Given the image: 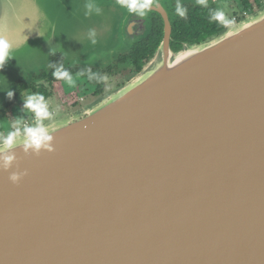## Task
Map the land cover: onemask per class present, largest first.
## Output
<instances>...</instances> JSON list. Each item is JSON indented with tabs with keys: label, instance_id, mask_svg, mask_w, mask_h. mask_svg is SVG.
<instances>
[{
	"label": "water",
	"instance_id": "95a60500",
	"mask_svg": "<svg viewBox=\"0 0 264 264\" xmlns=\"http://www.w3.org/2000/svg\"><path fill=\"white\" fill-rule=\"evenodd\" d=\"M56 7L0 0V97L36 44L60 51ZM150 9L163 37L131 81L40 124L52 140L38 153L25 132L0 142V264H264V9L178 51Z\"/></svg>",
	"mask_w": 264,
	"mask_h": 264
},
{
	"label": "rangeland",
	"instance_id": "374dc122",
	"mask_svg": "<svg viewBox=\"0 0 264 264\" xmlns=\"http://www.w3.org/2000/svg\"><path fill=\"white\" fill-rule=\"evenodd\" d=\"M53 1L59 6L56 7V10H58V15H54V16H57L59 18L61 17L62 18L61 21L63 24L62 28L59 27L56 29V33L57 34L59 33L62 36L61 41L57 40L58 45H60L59 47L60 51L58 53H60L64 57V59L67 61L66 63L70 65H78L80 67H87L90 63L91 64L97 63L98 60L99 64L107 65L108 64L107 59L110 58L111 60V58L114 55L123 54L125 52L124 50L126 48V45H123L120 40H115L114 36L111 34L112 26H110L111 21L109 19V16L107 17L108 14L104 16V19L101 22L95 21V18H92V15L90 16V12L87 9V5L91 4L90 3L91 0H53ZM94 2H97L99 4L101 3L111 4V5L114 4V1L111 0H105V1L95 0ZM261 2L262 5L256 7L253 12L247 13L246 15L241 17L238 21L233 22L232 24L226 26L225 28L230 26H235L239 21L243 20L244 18L254 16L258 12H261V10L264 9V0H262ZM165 3L166 2H164V6L168 8L166 5L169 4L168 3L165 4ZM226 7H227L226 9L227 14L231 16L232 10L225 4L224 8ZM122 9L126 11V9L124 8ZM62 12L68 15H63ZM79 13H82L83 15L86 16L80 17ZM88 14L89 16H87ZM81 18L84 19L81 20ZM50 20L52 22L55 21L53 17ZM93 24L97 28L101 26L99 31L95 32V37H94L96 41L95 44L92 43L93 37H90L88 33V30H90L89 27L92 26ZM46 29L50 31L53 28H46ZM36 45H37L36 49H34L31 52L27 51V53L21 57L20 63L34 64V66L28 67V69L31 68L32 69L28 70L26 73L35 72L41 68H44V66L47 64L48 60L43 58L41 56L42 54L39 52L40 45L38 44ZM135 76L136 73L126 78L115 77V76L106 77V88L103 90V92L98 95H92V97L85 100L83 103H80V106H83L87 102L91 103L94 102L95 100L111 95L112 93L116 92L121 87H123L126 83L131 81ZM76 78L78 77L75 76L73 78L75 81V84L73 86H69L66 82H63V89L66 92L74 91L75 86L81 92H84L86 87L82 84V80L80 79L77 80ZM17 84L18 81H15L10 90L13 91ZM29 95H32V93L29 90L23 94L24 98H26ZM80 95L83 98L84 93H81ZM98 96L101 97L99 98ZM7 99H8L7 95H4V97H0V108L3 107ZM44 103L47 106V110L50 113V116L49 118L40 120L39 122L37 117L31 118L32 115L36 116V114L33 110L24 107V101L20 107L19 106L17 107L15 106L13 108L9 107L5 115L6 120L4 122H1L0 124V142L2 140L7 139L11 135L24 133V129L27 127H35V126H39L40 124L62 120L63 118L69 116L73 112V110L78 108V106L68 107L61 104L58 101L56 95L54 94L53 96H50L47 100H45ZM49 109L51 110L49 111ZM7 126L9 127V129L7 128Z\"/></svg>",
	"mask_w": 264,
	"mask_h": 264
},
{
	"label": "flooded vegetation",
	"instance_id": "af4514ba",
	"mask_svg": "<svg viewBox=\"0 0 264 264\" xmlns=\"http://www.w3.org/2000/svg\"><path fill=\"white\" fill-rule=\"evenodd\" d=\"M94 1L95 0H91L90 2L94 6L92 11L90 12V16L92 15V18H95V21L101 22L104 19V16L108 14L107 17L109 16V19L111 21L110 26H112L111 34L114 36L115 40H120L123 45H126V48L124 50L125 52L123 54L114 55L111 60L110 58L107 59V65L99 64L98 60L96 59L97 63H90L87 67H80L78 65H70L66 63L67 61L60 53L51 54L49 56L50 60L48 59L47 64L44 66V68L35 71L31 75V79H28L24 82H18V84L16 85V89L13 90V97L11 99L8 98V101H6L7 103H4L3 107L0 108V124L1 122H4L6 120L5 115L9 107H20L22 105L24 101L23 94L26 91L29 90L32 94L38 95L39 89H43L44 85L47 86V81L44 78H41V76L46 74L45 72L53 68L56 64L57 68L64 67L66 70L73 69L74 73H72L71 76L73 78L76 76L78 77L76 78L77 80H82V84L86 87L84 92H81L75 86L74 91H69L67 93H75L77 95L78 102L83 103L85 100L89 99L96 93V90L99 86L102 88V91L106 88V77L115 76L126 78L136 73L134 61L139 51L141 49L143 50V48L147 49L149 40L152 35H156L155 33L161 31L163 37V21L160 14L156 11L149 9L145 16H139L135 13H129L127 10L124 11L122 7H120L117 3V0H111L114 1L113 5L105 3L99 4ZM163 1L169 4L166 6L170 9L164 6ZM261 1L262 0H259V5H262ZM156 3L160 4L165 9L168 15L169 22L171 24L170 47L174 42L172 38L173 22H175L176 19L186 18L187 14L194 12L195 9L206 11L207 14H210L211 11L221 10L225 13V16L230 21V24L238 21L241 17L248 13L240 10L235 11L236 5L232 0H206L207 7H204L197 3V0H152V5H155ZM225 4L232 10L231 16H229L226 12L227 7L224 8ZM253 5L257 7V4L253 3ZM178 6L186 10L185 16L182 17L177 13ZM97 7L100 9L99 13H97L95 10ZM87 16H89V14ZM225 27L226 26L224 25V28ZM100 28L101 26L97 28V31H99ZM176 42L181 43V47H183L184 44H187L180 41ZM148 59L149 58L144 57L142 59L143 64ZM89 70H91L92 75L89 73ZM81 72L83 73V75H77ZM22 83H24L28 87L21 89ZM32 86L38 89V91L35 92ZM46 92L47 95L44 101L47 100L50 96H53V94L55 95V93L51 89H46ZM81 93H84L83 98L80 95ZM50 110L51 109H49V111ZM31 118H36V116L32 115ZM7 128L9 129L8 126Z\"/></svg>",
	"mask_w": 264,
	"mask_h": 264
},
{
	"label": "trees",
	"instance_id": "16d2710c",
	"mask_svg": "<svg viewBox=\"0 0 264 264\" xmlns=\"http://www.w3.org/2000/svg\"><path fill=\"white\" fill-rule=\"evenodd\" d=\"M235 6V11H245L248 13H251L255 10L256 6L253 5V3L257 4V7H259V0H232ZM212 12V11H211ZM211 13L207 14L206 11H203L201 9H195L194 12L188 13L186 18L183 19H176L175 22H173V31H172V38L173 43L171 45V50L178 51L181 49V43L176 42H185L187 44H196L199 43L206 38L219 33L224 29V25L218 21H213L210 19ZM156 35H152V37L149 40V45L147 49L143 50L141 49L136 56V59L134 61V67L135 72L137 73L143 64L142 59L144 57L151 58L156 51L162 37L161 31L155 33ZM148 59V60H149ZM50 60V59H49ZM147 60V61H148ZM57 65V64H56ZM56 65L51 68L50 70L46 71L44 75L41 76V78H44L47 81V86L44 85V88H40L39 91L34 86L33 90L36 92L38 91V95H43L44 99L46 98L47 92L46 89H51L55 93L58 101L62 103L65 106L68 107H77L80 106V103L78 102L77 95L75 93H67L63 89V82L62 79H57L53 76V73L58 69ZM61 71H67L70 75L74 73L73 69H65L64 67H59ZM34 72L26 74V76L22 79H19L18 82H24L28 79H31V75ZM24 80V81H23ZM17 86H15L14 90ZM28 87L24 83L21 85V89ZM102 88L99 86L96 90V93L94 95L101 94ZM8 101V100H7ZM7 103V102H6Z\"/></svg>",
	"mask_w": 264,
	"mask_h": 264
},
{
	"label": "clouds",
	"instance_id": "9594fccd",
	"mask_svg": "<svg viewBox=\"0 0 264 264\" xmlns=\"http://www.w3.org/2000/svg\"><path fill=\"white\" fill-rule=\"evenodd\" d=\"M117 3L120 7L126 9L129 13H135L139 16H145L152 5V0H117ZM197 3L204 7H207L206 0H197ZM93 7L94 6L92 4H88V11L91 12ZM95 10L97 13H99L100 11L98 7ZM177 13L183 17L186 15V10L178 6ZM210 19L213 21H218L225 26H228L230 24V21L226 18L225 13L221 10L212 11ZM89 35L90 37H93L92 43L95 44L96 41L94 39V30L90 31ZM9 47V43L6 40L0 39V69L4 67V64L8 58ZM89 73L91 74V70H89ZM79 75H83V73L81 72L79 73ZM53 76L57 79L64 80L69 86H73L75 84L73 77L67 71H61L59 68L53 73ZM13 95V91L8 88L7 97L11 99ZM24 107L35 112L36 117L38 118V122L40 120L47 119L50 116V113L47 110V106L44 103L43 95L32 94L27 96L26 98H24ZM24 132V144L26 148H32L35 153H38L42 147H49L48 142L52 140V136L48 134L46 127H27L24 129ZM13 143H15V139L12 136H9L4 141V146L10 147ZM11 159V157H5V162L3 164L4 170H8V168L10 167L9 162L11 161ZM25 174L26 173L13 171L9 174V179L13 183H18L20 178Z\"/></svg>",
	"mask_w": 264,
	"mask_h": 264
},
{
	"label": "bare ground",
	"instance_id": "6f19581e",
	"mask_svg": "<svg viewBox=\"0 0 264 264\" xmlns=\"http://www.w3.org/2000/svg\"><path fill=\"white\" fill-rule=\"evenodd\" d=\"M195 53H196V50H193V49L182 50L181 52H179V54L176 55V57H174L173 60L168 61V59H167L166 63L163 62V64H161V65L159 64L156 69L160 70L162 68V66H164L166 68L173 67L174 65L181 63L182 61L186 60L187 58L194 55Z\"/></svg>",
	"mask_w": 264,
	"mask_h": 264
},
{
	"label": "built area",
	"instance_id": "2783aa9c",
	"mask_svg": "<svg viewBox=\"0 0 264 264\" xmlns=\"http://www.w3.org/2000/svg\"><path fill=\"white\" fill-rule=\"evenodd\" d=\"M232 24V23H231ZM230 25V24H229Z\"/></svg>",
	"mask_w": 264,
	"mask_h": 264
}]
</instances>
